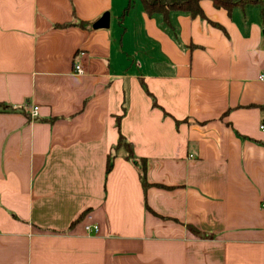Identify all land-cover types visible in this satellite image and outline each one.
Masks as SVG:
<instances>
[{"label": "crops", "instance_id": "crops-1", "mask_svg": "<svg viewBox=\"0 0 264 264\" xmlns=\"http://www.w3.org/2000/svg\"><path fill=\"white\" fill-rule=\"evenodd\" d=\"M125 7L0 0V264H264L262 9Z\"/></svg>", "mask_w": 264, "mask_h": 264}, {"label": "trees", "instance_id": "trees-1", "mask_svg": "<svg viewBox=\"0 0 264 264\" xmlns=\"http://www.w3.org/2000/svg\"><path fill=\"white\" fill-rule=\"evenodd\" d=\"M126 7L120 16L122 21L126 15L133 9L135 3L139 1L143 7L145 14L152 18L154 16H162L165 23L170 26V15L172 13H184L190 15L192 18L206 19L205 14L201 8V2L205 0H125ZM215 8L223 9L229 13L236 9L245 10L249 7L261 8L264 13V0H208ZM9 106L0 103V113L12 112ZM125 147L127 150V158L135 159L133 148L131 144L127 143L124 138L120 139L119 147ZM141 178L143 187L146 189L147 183L145 180V165L141 161ZM112 170V163L109 160L107 165V173Z\"/></svg>", "mask_w": 264, "mask_h": 264}, {"label": "built area", "instance_id": "built-area-1", "mask_svg": "<svg viewBox=\"0 0 264 264\" xmlns=\"http://www.w3.org/2000/svg\"><path fill=\"white\" fill-rule=\"evenodd\" d=\"M75 72L77 75H84L85 71L81 64H77L75 66ZM261 80H264V74L260 77ZM33 113H36L38 111V108H34ZM261 131L264 133V123L260 126ZM87 233L91 234H97L98 233V227L97 226H87L86 227Z\"/></svg>", "mask_w": 264, "mask_h": 264}, {"label": "water", "instance_id": "water-1", "mask_svg": "<svg viewBox=\"0 0 264 264\" xmlns=\"http://www.w3.org/2000/svg\"><path fill=\"white\" fill-rule=\"evenodd\" d=\"M110 25V16L105 14L96 24V29H108Z\"/></svg>", "mask_w": 264, "mask_h": 264}, {"label": "rangeland", "instance_id": "rangeland-1", "mask_svg": "<svg viewBox=\"0 0 264 264\" xmlns=\"http://www.w3.org/2000/svg\"><path fill=\"white\" fill-rule=\"evenodd\" d=\"M137 3L139 4V6H141V5H140L141 3H140L139 1H137Z\"/></svg>", "mask_w": 264, "mask_h": 264}]
</instances>
